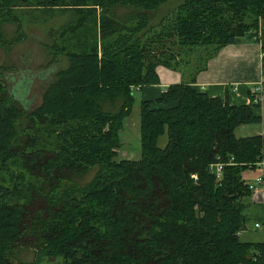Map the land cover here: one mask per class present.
<instances>
[{
	"label": "trees",
	"instance_id": "1",
	"mask_svg": "<svg viewBox=\"0 0 264 264\" xmlns=\"http://www.w3.org/2000/svg\"><path fill=\"white\" fill-rule=\"evenodd\" d=\"M166 1L0 0L6 50L23 36L17 8L71 12L47 47L51 62L66 64L39 104L25 111L0 85V264H264V241L237 235L251 196L241 174L264 163L258 105L193 85L238 37L259 43L264 82V0H182L153 24ZM174 36L176 57L164 45ZM193 48L203 54L194 67ZM156 65L182 80L139 102V157L116 159L133 87L158 84ZM259 122L260 135L235 136L238 125Z\"/></svg>",
	"mask_w": 264,
	"mask_h": 264
},
{
	"label": "rangeland",
	"instance_id": "2",
	"mask_svg": "<svg viewBox=\"0 0 264 264\" xmlns=\"http://www.w3.org/2000/svg\"><path fill=\"white\" fill-rule=\"evenodd\" d=\"M182 0H167L165 3L159 6L160 10L156 12V16L153 18V24L159 21V18L171 11ZM34 3V2H30ZM35 6V5H33ZM54 12H44L43 9L31 6H22L14 11V15L20 25L21 41L14 44L10 49L0 48V85L5 84L8 89V96L13 97L16 103H18L25 111H30L36 107L41 98V93L44 90L47 83L52 79L54 73L58 68L64 67L66 64L65 59L62 57L58 61L49 59L51 55L48 53V46L54 41L55 31H59L65 26L66 20L70 17V11H63L62 9H53ZM170 16L166 19L169 20ZM262 19L258 21V26ZM157 30V29H156ZM255 30H248L247 32H253ZM173 45L169 46V43L165 42V46L168 52H172L178 56L179 50L177 48V39L174 36L172 39ZM182 52L187 48H181ZM194 49V48H193ZM193 58H191V66L194 67V63L201 61L203 54L196 53L195 49L189 51ZM200 55V57H198ZM57 61V63H55ZM172 62V61H171ZM185 72H189L191 68H185ZM2 81V82H1ZM134 102L130 112L122 119L123 127L120 131V141L122 142L125 136L126 143L124 146L120 145L117 150L118 155L116 159L128 158L137 159L139 157V141H138V93L133 95ZM166 137L162 134L157 139V146L162 147L165 144ZM125 150H131L132 154L125 155ZM89 174L83 179L79 180V183L87 181ZM246 212V211H245ZM252 219H248L245 223L243 233L239 235V240L246 242H255L262 237L257 230L251 228ZM22 259H30L32 253L22 252ZM21 258V257H20ZM54 261H47L41 259L39 264H61V259L56 257Z\"/></svg>",
	"mask_w": 264,
	"mask_h": 264
},
{
	"label": "crops",
	"instance_id": "3",
	"mask_svg": "<svg viewBox=\"0 0 264 264\" xmlns=\"http://www.w3.org/2000/svg\"><path fill=\"white\" fill-rule=\"evenodd\" d=\"M262 24H264V20L261 21L260 25L262 26ZM154 71L158 77V84L144 86L132 92V95L135 92L138 93V102L154 100L166 86L180 83L182 80L179 71L171 70L163 65H156ZM261 80L259 43L246 37H238L233 43L222 46L214 56L208 59L205 69L196 73L193 85L209 96L219 97L225 99L229 104L238 105L249 102V89ZM234 86H236L235 89ZM255 113L263 122L264 96L255 109ZM261 132L260 122L240 124L234 129V134L237 137L260 135ZM126 139L124 136L121 142L122 146L125 145ZM123 154L127 156L132 154V151L125 150ZM256 174V170H244L241 176L252 181ZM246 202H248L246 207L248 219H252L251 228L257 230L253 228V223L263 216L260 200L257 201L253 196H250ZM243 230L239 232L238 237L243 233ZM257 231L262 237L258 241H264V234Z\"/></svg>",
	"mask_w": 264,
	"mask_h": 264
},
{
	"label": "built area",
	"instance_id": "4",
	"mask_svg": "<svg viewBox=\"0 0 264 264\" xmlns=\"http://www.w3.org/2000/svg\"><path fill=\"white\" fill-rule=\"evenodd\" d=\"M261 25L257 28V34L259 35V30L261 29ZM254 39V37H252ZM261 56V53H260ZM236 86H234V89ZM133 89H137V87H133ZM264 96V82L261 80L260 82L255 83L249 89V102L253 105H258L261 98ZM248 102V103H249ZM263 165L262 161L255 162L254 169H246V170H256L257 174L253 177L252 181H249L245 178L243 180L247 184V187L251 191V196L257 201L260 200V205L262 208V218L253 223V228L261 231L264 234V179H263ZM209 171H211L214 176L218 179L220 177V163H213L208 166ZM241 231V230H240ZM240 231H237V235Z\"/></svg>",
	"mask_w": 264,
	"mask_h": 264
}]
</instances>
